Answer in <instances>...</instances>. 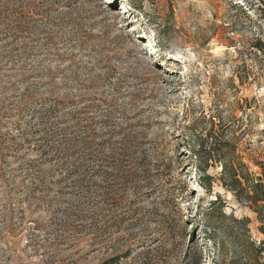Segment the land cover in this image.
Segmentation results:
<instances>
[{"label": "rangeland", "instance_id": "rangeland-1", "mask_svg": "<svg viewBox=\"0 0 264 264\" xmlns=\"http://www.w3.org/2000/svg\"><path fill=\"white\" fill-rule=\"evenodd\" d=\"M259 44L264 0H0V264H264Z\"/></svg>", "mask_w": 264, "mask_h": 264}, {"label": "trees", "instance_id": "trees-1", "mask_svg": "<svg viewBox=\"0 0 264 264\" xmlns=\"http://www.w3.org/2000/svg\"><path fill=\"white\" fill-rule=\"evenodd\" d=\"M260 49H264V46L263 44H259L257 45ZM65 136V135H64ZM64 141V142H63ZM62 141V146L60 148V151H56V159L58 160L57 162V165L58 166H64V167H69V166H72L71 164H73V167L71 169H68V170H71V172L73 173H81V174H85V165L84 164H87V160L86 158H82L81 156H77L76 157V161H74L73 163H70L68 161V159L66 157H69V156H72V154L82 148H85L88 146L89 142L87 140H81L79 139L78 137H66L65 140ZM63 152V154H62ZM202 151L199 150L197 152V154H200ZM64 154H69V155H64ZM76 154V153H75ZM97 154V153H96ZM99 154V158L101 159V161H99L96 166L93 164V167H91L88 171H93L94 174H97V173H102L104 172L105 173V189L107 190L106 191V195H112L114 192H115V186H118L121 182H114V180H111L109 179V176L106 174L105 171H103L102 169L106 166L103 164V162H105L106 164H113V166L115 167L116 163L118 160H113V156H108L107 158H112V159H107V160H104L102 161V157H106L107 155L106 154H102V153H98ZM98 156V155H97ZM92 158V156H91ZM99 158H92L93 160H99ZM88 162H91V161H88ZM94 162V161H93ZM89 166V165H88ZM201 166V164H200ZM262 169H263V175L264 176V166L262 165ZM84 180H82V182H80V186H83V187H86L85 183H83ZM239 183V181H238ZM94 185H97V186H100V190H101V185H98L97 183L93 182ZM103 188V187H102ZM205 188L206 189H210V184H206L205 185ZM261 188V189H260ZM264 186H263V183H258L254 189H255V193L258 194V192H262L263 193V196H264ZM97 197H99V199H103V193L99 192L97 193ZM255 201H258L257 198H253ZM107 200H110V199H107ZM261 200V199H260ZM128 254V253H127ZM124 256H127L126 254ZM120 256H115V257H112V258H109L105 261H103L101 264H117L118 263V260H119Z\"/></svg>", "mask_w": 264, "mask_h": 264}, {"label": "bare ground", "instance_id": "bare-ground-1", "mask_svg": "<svg viewBox=\"0 0 264 264\" xmlns=\"http://www.w3.org/2000/svg\"><path fill=\"white\" fill-rule=\"evenodd\" d=\"M199 187H200V191H199L200 194H201V195H206V191H207V189H206L204 186H202V185L199 186Z\"/></svg>", "mask_w": 264, "mask_h": 264}]
</instances>
